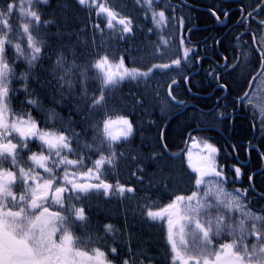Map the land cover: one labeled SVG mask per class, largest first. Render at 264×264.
<instances>
[{
    "label": "trees",
    "instance_id": "1",
    "mask_svg": "<svg viewBox=\"0 0 264 264\" xmlns=\"http://www.w3.org/2000/svg\"><path fill=\"white\" fill-rule=\"evenodd\" d=\"M8 2L9 0H0V9ZM17 2L18 0L16 4ZM134 2L135 0H105L107 7L116 14L114 28H108L107 14L97 15L98 10L87 4H80L79 0H35L31 5L28 4L27 10L30 8L37 11L42 22H49L41 23L39 31L31 29L34 37L45 41L42 57L31 69L25 60L16 58L14 48L19 43L26 54L29 52L26 36L22 34V28L18 27L22 21L29 22L28 17L21 15L16 8L10 21L12 32L0 30V36L7 35L12 40V45L6 46V59L15 73L10 81L9 112L25 118L31 115L40 122L43 131L64 132L70 137L73 130L80 133L77 143L72 145L77 153L68 154V158L77 159L78 155L89 157L86 166L81 168L83 171L93 167L91 161L98 159L100 155L109 156L113 151L117 153L112 165L101 168V179L113 185L111 192L105 195L103 190L92 191L88 197H81L78 201L74 200V204L67 205V208H83L86 217L84 221H77L74 213L71 215L68 226L77 241L76 246L92 254L94 249L99 248L105 253L108 264H123L124 260H128L129 264H150L153 257L165 255L152 248L151 232H168L167 221L152 220L147 212L149 209L159 211L177 195L188 196L197 191L196 175L184 157L187 149L181 156L172 158L163 149L162 143L169 153L175 154L182 150L187 137L190 139L195 136V140L203 147L205 142L215 146L218 149L217 159L224 160L228 166L227 156L222 151L223 148L229 150L230 146L211 129L214 127L224 132L237 150L243 151L245 147L241 142L251 139L264 153V125L260 123L262 117L257 107L250 106L248 102L241 104L243 108H247L246 116L243 119L234 118L231 132L230 116H222L242 96L246 85L242 89H233L228 81L221 80L227 86L222 101H229V107L216 106L211 109L224 90L220 88L212 92L216 83L212 77L207 76L206 69L191 74L187 81L184 79L196 69V65L189 68V64L194 61V53H190L186 64L183 62V48L192 49L188 41L196 38L197 31L189 33L188 40L185 39L184 45H181L180 37L184 36V29L173 35L169 34L168 27L157 29L151 12ZM158 6L155 8L165 12L166 20L177 16L180 21L182 16L188 25L194 22L189 12L184 16L182 12L167 11L165 7ZM121 18L131 20V33H122V26L117 22ZM97 24L99 28L95 27ZM174 45L181 50L174 53ZM105 55L112 64H119L123 57L125 68L141 72L148 71L154 64H168L181 58L182 70H160L148 78L125 79L117 87L105 89L103 105L93 108L92 97L100 96L102 85L97 78L100 70L92 65ZM61 57L62 66L57 64ZM73 64L76 67H72ZM68 69L71 71L66 74ZM85 71L87 75L81 76ZM25 72L28 73L27 92L24 91L25 82L20 78ZM62 76L71 81V89L60 79ZM173 80L177 81L172 88L175 100L167 95ZM28 100H36L40 107L30 106ZM186 104L193 105L183 108ZM181 108L182 111L166 124L168 117ZM51 110H54V116L49 120ZM115 117H125L131 122L132 135L127 139L120 138L111 149L105 145L99 152L90 150L87 145L95 149L98 144V128H103L102 122ZM246 117H250L251 121ZM203 127L209 129H202ZM211 133L215 136H211ZM251 156L258 160L253 168L259 167V158ZM68 171L73 170L68 168ZM224 172L227 177L224 182L227 193L235 191L232 184L234 174ZM62 174L59 171V175ZM243 179L247 181V178ZM92 181L97 182L94 179ZM253 183L262 195L249 199L248 194L241 205L234 206L231 210L221 208L211 215L227 214L228 223L233 226L243 220L249 230L253 224L261 228L262 221H254L246 216L247 213L264 216L263 177L255 175ZM118 185L131 187L134 191H126L120 195L116 191ZM62 214L69 216V212L64 210ZM106 225L112 226L111 232L106 230ZM238 238V234L224 233L214 239L211 251L214 253L217 245L231 243ZM245 243L249 248L255 244L249 239ZM113 247L117 249L116 254L111 252ZM144 255L153 257L143 259L141 256Z\"/></svg>",
    "mask_w": 264,
    "mask_h": 264
},
{
    "label": "snow or ice",
    "instance_id": "2",
    "mask_svg": "<svg viewBox=\"0 0 264 264\" xmlns=\"http://www.w3.org/2000/svg\"><path fill=\"white\" fill-rule=\"evenodd\" d=\"M29 5L33 0H28ZM80 4H84L85 0H79ZM96 4V0H92ZM149 10L153 0H145ZM98 9L97 15L107 14L108 28H114L113 20L116 14L107 8L103 3L96 4ZM17 8L16 0H9L3 9H0V30L12 32L11 17ZM21 15L28 17L27 23L22 27V34L26 36L28 54L19 43L14 45L17 59H23L27 62L29 69L33 68L37 61L42 57L45 41L37 39L32 35L31 29L39 31L41 23L47 24L48 21H41V16L37 11H25L20 6ZM227 15V14H225ZM249 16L252 13L248 14ZM152 21L157 27H161L166 23V16L163 10L159 12H151ZM246 18L242 16L238 21L240 24L245 23ZM118 24L122 26V33L132 32V22L129 19H118ZM261 27H264V20L258 21ZM179 26L184 28V20L180 18ZM99 28V25H95ZM250 29H246L244 34H249ZM254 50L258 51L261 59V71L257 76L252 78L249 88L251 89L254 81L258 77H264V34L259 36L251 33ZM164 43H167L165 41ZM185 37H180V44L184 45ZM259 44L257 49L255 45ZM12 45V40L7 35L0 36V264H108L105 253L99 248L93 250L94 254L80 250L76 246L77 241L74 240L70 230L69 223L72 213L75 220L84 221V209H76L74 206L65 208L66 194L67 199L71 201L74 197L79 198L81 193H89L92 191L103 190L108 195L113 189V185L101 179V168L104 165H112L115 162L117 153L111 152L109 156L100 155L94 161H91L93 167L81 172L79 175L75 172L68 171L69 166L74 168H82L86 166V161L90 158L84 155H78L77 159H69L68 154H76L77 149L73 148V143H77L80 133L72 131L71 137L65 135L64 132L53 133L51 131H43L40 128V122L36 121L28 115L27 119L16 117L9 119V96L10 81L15 76L14 69L10 66L6 59V46ZM195 49L187 47L183 48L182 59L186 64L190 53H195ZM182 59L177 58L168 64H154L146 72L138 69L125 68L123 57L119 64L113 66L109 63L108 57L105 55L97 60L92 67L99 69L97 78L101 81L100 96L92 97V107L102 106L105 101V89L117 87L125 79L138 80L140 78H148L155 71L160 70H177L181 71ZM225 63L224 69L235 71L239 66V62L229 66L227 57H222ZM58 65H63V58L57 60ZM72 67H76L75 64ZM122 69V71H121ZM70 69L66 70V74L70 73ZM87 72H82L81 76H86ZM21 79L25 82L24 91L27 92L28 73H22ZM69 89L72 88L71 81L65 80ZM185 81L188 77H184ZM177 84L173 80L169 85L167 95L170 99L175 100L172 95V88ZM222 90H226V85L220 86ZM248 101L251 106L252 101L249 99V92L239 97V103L244 104ZM30 106L39 108L36 100H28ZM262 117L260 123L264 125V104L257 105ZM54 116V110H51L48 119ZM47 122V121H45ZM103 128H98V144L93 149L91 145H87L90 150L99 152L105 145L111 149L112 145L121 137L127 139L132 135V124L125 118L120 117L117 120L105 119ZM119 124L120 130L113 133L110 126ZM16 140L14 143L13 140ZM35 142L41 149L39 152L31 151L30 144ZM205 154L201 157L200 166L192 165V171L196 175L195 186L197 191H193L191 195H177L172 203L161 208L159 211L148 210L147 216L152 220L166 219L168 224L167 239L172 249L173 264H264V228H257L255 224L249 230L244 221L241 220L238 225L233 226L228 223L229 217L225 215L213 216V211L223 208L231 210L234 206L239 205L237 197H233L230 193H226L222 184L226 182L227 177L224 175L223 167L216 164L218 149L205 142ZM31 152L30 155L27 153ZM24 155H27L29 166H22ZM7 163L8 168L3 167ZM191 165V160L189 161ZM15 170H12V169ZM59 171L63 172L60 176ZM234 172L239 178L242 173L240 168H235ZM206 177L216 178V187L211 185L213 181L206 180ZM83 179L85 182H79ZM97 182L91 183L89 180ZM15 188H20L19 192ZM116 191L123 195L126 191L133 192L131 187L118 185ZM247 190L244 191L246 195ZM49 201L60 206L64 211L69 212V216H65L60 211H51ZM247 217L254 221H264V216H256L247 213ZM106 230L111 232L112 226L106 225ZM61 233L59 242H57L56 234ZM224 233L238 234V239L231 243H222L219 245V251L212 252L213 241ZM254 238L257 243L252 244L249 248L245 241ZM113 254L117 253L116 248H111ZM214 257V258H213ZM123 264H129L128 260H124Z\"/></svg>",
    "mask_w": 264,
    "mask_h": 264
},
{
    "label": "flooded vegetation",
    "instance_id": "3",
    "mask_svg": "<svg viewBox=\"0 0 264 264\" xmlns=\"http://www.w3.org/2000/svg\"><path fill=\"white\" fill-rule=\"evenodd\" d=\"M153 3L154 12H159L155 8V6L159 5L158 7H165L167 11L182 12L184 16L185 13L189 12L191 18L194 20L190 25H188V22H184L183 28L186 40H188L189 33L197 31L196 38L188 41L192 49L196 50L194 53V61L189 64V68L193 67L195 64L196 69L190 72L187 77L205 68L207 76L212 77V80L216 83L212 92L216 89H220L221 85H225L223 81H228L233 85V89L235 87L237 89H242L244 84L246 85L245 89L247 88L251 77L257 73L261 65L258 51L254 50L251 33L257 34V40H259L261 34H264V27H261L258 23V21L264 20V0H153ZM249 13H252V15L249 16ZM242 16L246 18L244 24L238 23ZM180 18H182V16H180ZM179 22L177 16H173L171 20H166V23L159 28L162 29L163 27H168L170 30L169 34L173 35L183 30L180 28ZM246 29H250L249 34L242 35L245 33ZM259 47V44L255 45V48L258 49ZM180 50L181 49L178 48L177 45L172 47L174 53L179 52ZM222 57H227V63L229 66L235 65L237 62H239V66L235 68V71L218 67V65L222 66L225 63ZM246 77H248L247 80ZM258 78L254 81L253 85ZM225 92H227V88L224 90L223 94L218 95L211 109H214L216 106H220L221 108L226 106L229 107V101H222ZM233 105V107L225 110L226 113L222 115L225 118L230 116V132L234 128V118L237 117L238 119H243L247 113V108H243L237 99ZM16 117L20 116L17 115V113L8 112V118L10 120L15 119ZM23 118L27 119L24 116ZM246 119L251 121L250 117H246ZM211 128L215 130L217 136H222L230 146V151L226 148H223L222 151L227 156L228 166L225 165L224 160L216 159L218 167H223L224 171L234 174L232 184L235 192L231 190L229 193L237 198L239 194V205L244 202L248 194H250L249 199L257 195H262L255 189L253 178L255 175L260 174V177H263L264 180V153H262L251 142V139L241 142V145L245 147L243 150L244 152L242 149L237 150L228 141L224 132L214 127ZM211 136L215 135L211 133ZM13 142L15 143L16 140L14 139ZM30 147L33 152H39L41 150L35 142L31 143ZM187 147L196 148L205 152L204 147L200 146L195 140V136H192L190 139L188 138ZM30 154L31 152L27 153V155ZM27 155H24L22 161V166L26 168L29 166ZM251 155H256L259 158V161L261 162L259 167L253 168L255 166L254 163H258V160L256 157L252 158ZM3 167L8 168L9 165L5 163ZM69 168L73 170L70 172H82L81 168H74L71 166H69ZM235 168L241 169L242 175L239 178H237L234 172ZM87 169L88 168H85L83 172H86ZM12 170L15 169L13 168ZM243 178H247V181ZM79 182L83 183L85 181L81 179ZM88 182L92 181L89 180ZM14 190L19 192L21 189L15 188ZM245 190H247L246 195L244 194ZM89 193L79 194L78 199L75 198L76 194L72 193L74 198L71 201L67 199L68 194H66L65 207L67 208L68 204H74V200L78 201L81 197H88ZM49 207L51 211H63L60 206L53 204L51 201H49ZM77 209H79V207ZM261 228H264V221L261 223ZM167 233L168 232H151V235L153 236V242L151 243L152 248L164 252L165 255H160L158 257L144 255L141 257L143 259H150L153 257L154 259L150 264H173V254L171 245L168 243ZM249 241L257 243L254 238H249ZM156 243L158 244L156 245ZM219 250V245H217L214 252ZM152 251L153 250H151V252ZM176 264H179V262H176Z\"/></svg>",
    "mask_w": 264,
    "mask_h": 264
},
{
    "label": "rangeland",
    "instance_id": "4",
    "mask_svg": "<svg viewBox=\"0 0 264 264\" xmlns=\"http://www.w3.org/2000/svg\"><path fill=\"white\" fill-rule=\"evenodd\" d=\"M33 1H35V0H33ZM99 3H103L107 7V4L105 3V0H96V4H99ZM134 3L137 4V5H142L146 10H149V7L145 3V0H135ZM28 4H29L28 0H18L17 8L20 10V6L22 5L24 7L25 11H26ZM84 4H87V5L91 6V7H94L95 10H98L97 7H96V4L92 3V0H85ZM153 10H154V3H152L151 10H149V11L152 12ZM24 17L27 18L26 16H24ZM107 20H108V17H107ZM24 23H25V21L20 22L18 24V27H21ZM156 28L160 30L159 27L156 26ZM110 64L113 66V71H115L116 70L115 66L117 64H112V63H110ZM121 71H122V69H121ZM249 99L252 101V105L255 106V107H257V105H259V104H264V77L258 78V80L255 82V84L253 86V89H252V91H251V93L249 95ZM118 118H120V117H115V118H111V119L115 121ZM120 127L121 126L118 123L117 124H113V125L110 126V130L115 134V133L119 132ZM121 138H123V137H121ZM203 155H204V153L202 151H199L198 149L189 148L187 150V152H186L184 157L186 158L187 163L189 164V166L192 169V165L200 166L201 157ZM190 160H191V165L189 163ZM82 172H83V170H82ZM76 173H77V175H79V173H81V172L77 171ZM206 180L213 181V184L211 185L213 188H215L217 186L216 183H215L216 178H214V177H206ZM222 187H223L224 191L227 193L226 188L224 187L223 184H222ZM170 203H172V202H170ZM60 235H61V233H59V232L56 234L57 242H59ZM89 254H92V253H89Z\"/></svg>",
    "mask_w": 264,
    "mask_h": 264
},
{
    "label": "water",
    "instance_id": "5",
    "mask_svg": "<svg viewBox=\"0 0 264 264\" xmlns=\"http://www.w3.org/2000/svg\"><path fill=\"white\" fill-rule=\"evenodd\" d=\"M261 71V68L257 71V73H259ZM257 73L255 74V75H253L252 76V78L254 77V76H257ZM252 78L250 79V81H249V84H248V87H247V89L245 90V92H244V94L246 93V92H249L250 91V88H249V85H250V82H252ZM243 94V95H244ZM242 95V96H243ZM238 101H239V98H238ZM175 114H173V115H171L169 118H168V120L166 121V124L168 123V121L170 120V118H172L173 116H174ZM165 124V125H166ZM163 130H164V128H163ZM163 130H162V133H163ZM162 133H161V140H162ZM182 151L183 150H181L179 153H177V154H170L172 157H177V156H179L181 153H182Z\"/></svg>",
    "mask_w": 264,
    "mask_h": 264
},
{
    "label": "bare ground",
    "instance_id": "6",
    "mask_svg": "<svg viewBox=\"0 0 264 264\" xmlns=\"http://www.w3.org/2000/svg\"><path fill=\"white\" fill-rule=\"evenodd\" d=\"M178 113H179V112H178V111H176V112H174L173 114H175V115H176V114H178Z\"/></svg>",
    "mask_w": 264,
    "mask_h": 264
}]
</instances>
